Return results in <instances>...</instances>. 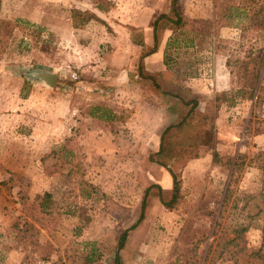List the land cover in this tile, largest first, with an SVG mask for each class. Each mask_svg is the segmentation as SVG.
<instances>
[{
    "label": "rangeland",
    "instance_id": "obj_1",
    "mask_svg": "<svg viewBox=\"0 0 264 264\" xmlns=\"http://www.w3.org/2000/svg\"><path fill=\"white\" fill-rule=\"evenodd\" d=\"M19 1L34 0H2L0 10V264H89L87 257L93 258L91 264H114L124 231V264H264L252 255L262 244L264 224V145L256 138L264 132V27L259 21L256 26L248 18L228 22L229 0L177 1L186 23L166 58L180 77L168 75L164 87L198 105L187 124L178 126L184 115L159 98L175 116L165 120L158 148L139 145L129 162L119 164L112 133L105 140L92 134L112 123L88 116L96 98H72L80 110L68 115L65 98H57L65 93L56 85L39 81L43 87L32 92L31 78L38 81L32 70L58 74L57 65L67 68L68 52H76L63 47L54 33L34 38L36 25L20 17ZM66 48L67 54L61 51ZM142 68L139 61L143 79L138 81L160 92L161 85ZM80 74L73 68L69 76L77 81ZM50 99H59L56 108L64 110L57 118ZM203 115L216 132L207 145L199 142L206 127ZM169 126L164 145L171 150L168 157L160 156ZM57 130L60 143L54 139ZM99 143L109 150L96 147ZM172 173L180 189L167 208L162 200L172 197ZM45 192L54 201L47 211L37 198ZM142 212L143 220L132 228Z\"/></svg>",
    "mask_w": 264,
    "mask_h": 264
},
{
    "label": "crops",
    "instance_id": "obj_2",
    "mask_svg": "<svg viewBox=\"0 0 264 264\" xmlns=\"http://www.w3.org/2000/svg\"><path fill=\"white\" fill-rule=\"evenodd\" d=\"M192 4L194 6L195 2ZM17 5L20 17L36 25L42 31L41 37L44 31L51 35L54 33L63 47L73 48L76 52H68L71 63H65V66L69 69L59 65L56 68L58 74L55 88L65 93L57 98H65L63 108L68 110V115L80 110L73 106L72 98H96L93 99L94 103H105L111 107L112 123L109 127L104 126L105 129L97 128L98 131L92 134L100 135L99 138L105 140L107 134L112 133V150L118 156L119 164L121 161L129 162L132 152L139 149V145H144L146 150L157 149L162 129L167 125L165 120L175 115L170 114L161 104L160 92H153L151 84L144 86L138 81L143 79L138 70V62H142V72L153 76L156 79L154 82L161 85L160 90H167L164 79L168 75H171L169 79H179L180 73L170 66L166 58L170 46L168 42L171 38L176 39L177 33L174 34L170 28H159L155 47L153 22L159 14L170 11L171 0H34L28 3L19 1ZM198 8L197 5L196 10ZM195 31L190 32L192 36L197 33ZM61 51L67 54V48ZM3 68L0 64V69ZM73 68L81 73L77 81L71 80L69 76ZM20 78L22 82L19 89L22 90L25 81L24 77ZM31 81L34 87L32 92L38 93L42 84L32 78ZM51 91L55 90L45 89L47 93ZM83 93H86V97L81 96ZM150 95H153L150 98L158 100L146 99ZM34 99L28 100L32 102ZM50 100L54 105L52 113L57 118L59 112L64 110L56 108L59 99ZM24 103L22 100L21 105ZM251 110L252 105L250 113ZM138 119H141V126L137 124ZM72 129L69 131L72 132ZM66 133L67 129L63 134ZM55 134L56 143H60L61 132L57 130ZM256 136L260 144L264 145V132ZM99 145L103 149L107 148L106 144L100 143L96 147ZM102 148L98 151L104 152Z\"/></svg>",
    "mask_w": 264,
    "mask_h": 264
},
{
    "label": "trees",
    "instance_id": "obj_3",
    "mask_svg": "<svg viewBox=\"0 0 264 264\" xmlns=\"http://www.w3.org/2000/svg\"><path fill=\"white\" fill-rule=\"evenodd\" d=\"M177 1L178 0H172L171 9L168 13H161L157 16V18L153 22L154 30H155V47L157 48V31L160 29L170 28L173 30L174 34L178 33L179 31L183 30V26L186 23V18L181 14L179 9L177 8ZM232 3H228L226 6V18L228 22L230 23H236L239 24L243 19L248 18L250 20V25L256 26L259 23L262 27H264V0H229ZM2 0H0V10H1ZM3 24L0 23V26ZM33 36L34 38H37L38 40L41 39L42 31L38 28L36 30H33ZM175 41H177L175 38H171L168 42V45H172ZM263 61L261 63H264V56L262 57ZM254 87H256V83L254 84ZM161 97L166 101L169 105V109L172 112L180 113L181 115H184L182 119L179 121L178 126H184L187 124V119L189 116L193 115L195 108L198 105L197 100H190L189 102L184 101L180 98H183V96L178 93L175 90H160ZM221 94H218L220 96ZM169 98H176L175 102H169ZM174 103V104H172ZM191 104V107L185 112L186 108ZM113 110L111 107L106 105L105 103H93L91 105V108L89 111H87L88 116L96 117L98 120H104L107 124L109 122L113 121L112 116ZM201 121L206 123V127L204 130L199 133L201 136V142L204 145H207L208 141L212 142V139L216 136L215 132V125L213 122L207 123L208 118L207 115H203ZM173 126H169L165 129L163 135H162V144L158 155H164L165 157L169 156L170 148L165 147L164 141L166 139L167 134L171 130ZM215 155H217L215 153ZM217 157V156H216ZM162 164H165L164 161H159ZM237 162L234 163V168L236 167ZM174 187H173V194L170 199V201H164L162 200V203L167 207H171L172 204L176 201L177 198V192L179 191V180L177 179L176 175L174 173ZM227 195V192H226ZM38 199H40V207L43 211H47L54 206V201L52 200L53 196L50 192H45L42 196H37ZM226 196L223 199V202L225 201ZM145 203H143V206ZM145 207V206H144ZM143 207V208H144ZM144 218V213L142 212L138 221L132 226V228H135ZM131 229V228H130ZM263 231V241L260 246V248L252 252V255L255 257H258L259 259H264V224L262 226ZM127 238V231L122 232L118 246H117V252L116 257L114 260V264H124L123 259L121 256V250L125 246ZM236 239H232L234 242ZM86 262L91 264L93 263V258L87 257Z\"/></svg>",
    "mask_w": 264,
    "mask_h": 264
},
{
    "label": "water",
    "instance_id": "obj_4",
    "mask_svg": "<svg viewBox=\"0 0 264 264\" xmlns=\"http://www.w3.org/2000/svg\"><path fill=\"white\" fill-rule=\"evenodd\" d=\"M31 77L38 79L41 83L49 87H54L56 84L57 74L56 72L44 71V70H32L30 72Z\"/></svg>",
    "mask_w": 264,
    "mask_h": 264
},
{
    "label": "built area",
    "instance_id": "obj_5",
    "mask_svg": "<svg viewBox=\"0 0 264 264\" xmlns=\"http://www.w3.org/2000/svg\"><path fill=\"white\" fill-rule=\"evenodd\" d=\"M71 77L74 78V79H77L78 78L77 72L76 71H72Z\"/></svg>",
    "mask_w": 264,
    "mask_h": 264
}]
</instances>
